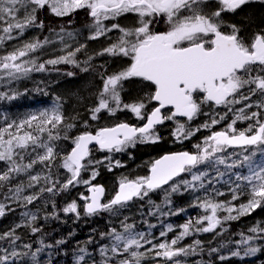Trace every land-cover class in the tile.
<instances>
[{"label": "snow or ice", "instance_id": "obj_1", "mask_svg": "<svg viewBox=\"0 0 264 264\" xmlns=\"http://www.w3.org/2000/svg\"><path fill=\"white\" fill-rule=\"evenodd\" d=\"M251 2L253 0H0V23L4 25L0 29L3 33L0 35V45L22 36L31 26L42 28L43 23H37V13L45 8L58 17L88 9L94 21V32L89 39H98L118 30L120 35L116 42L98 54L126 58L129 63L101 77L103 88L97 106L89 110L90 119L98 120L102 111L115 115L117 111L130 110L138 119L145 121L142 126L121 122L112 127L98 128L94 133L87 130L90 125L84 121L82 127L85 131L73 137L69 133L77 127L75 117L66 122L62 104L57 98L52 108L0 128V162L6 165L5 170L0 171V191L7 188L5 198L26 207L39 200L44 193L55 194L83 183L90 193L80 197L85 201L84 215L91 217L103 212L115 214L117 207H124L133 198L142 199L150 191L164 185H169L171 192L179 191L182 185L185 190H196L197 183L199 188H204L206 173H197L193 169L211 162L225 164L228 168L235 166L234 163L227 164L226 158L218 155L229 148H240L247 152L255 146L264 150V119L261 118L264 116V34H257L250 44L245 43L239 38L236 25H226L224 20L225 13H234ZM129 13L137 17L133 27L124 28L118 23L109 27L104 23ZM161 20L166 28L156 31L155 26ZM224 27L231 31H223ZM13 32L17 35L14 36ZM67 35L71 36L72 33ZM48 43L47 38L43 42H26L11 53L0 56V80L5 77L9 81L27 78L33 71H46V65L66 63L80 66L75 57L83 45L67 55L43 63L31 58V53ZM81 70L86 72L88 68ZM67 75L73 76L74 73L68 72ZM134 78L146 82V86H151V91L146 94V102L142 99L131 104L124 103L121 97L124 82ZM254 96L256 100L252 99ZM5 98L12 100L15 96L0 93V99ZM153 103L154 107L146 111L148 104ZM238 104L243 106L236 108ZM218 108L226 111H215ZM252 108L257 110L249 112L248 109ZM229 113H232L231 122L223 130L213 131ZM200 115L209 116V120L192 128L191 122ZM166 121L176 125L173 136L180 142L190 139L201 128L208 130L209 135L201 143L193 145L195 152H176L156 160L151 165L150 175L136 180L123 178L116 195L109 202H102L103 186L91 184L98 174L95 169L89 180H81L82 171L88 170L90 165L101 163L89 159L90 145L95 144L99 150L112 153L122 152L137 143H155L160 139L156 128ZM238 121L252 123L238 129ZM61 140H70L73 145L67 153L57 151V142ZM243 161L250 162V155H243ZM38 164L41 171H34ZM116 164L119 166V161ZM249 166L251 174L244 177L247 191H238L239 184L232 190V201L247 195L246 202L237 206L231 201L218 202L206 196L198 204L205 215L194 222L189 220L184 223L175 238L160 243H154L150 233L136 231L134 224L122 221L121 231L111 228L107 233H101L102 239L109 240V244L99 249L103 257L101 264H145L149 254L170 264H182L176 258L197 254L201 245L200 240H195L187 246H178L184 238L193 235V230L197 233L214 232L222 220H236L264 207V164L256 168L251 164ZM60 169L70 174L64 182L55 178ZM185 173L191 174V180L169 183ZM21 176L26 180H18L13 186L12 181ZM30 189L35 191L25 194ZM216 194L224 195L222 192ZM156 210H160L159 206ZM219 211L227 215L221 218ZM63 212L75 214L77 219L81 215L80 206L75 201L64 207ZM4 214L5 205L0 204V216ZM23 215L28 219L27 226L32 233L40 232V228L32 226L38 219L37 215L31 212ZM167 231H173L172 225L167 226ZM250 231L256 235L242 237L241 243L248 245L253 239L264 238V227H253ZM160 236H167V232H160ZM6 239L14 245L20 236L12 230L0 235V241ZM56 243L63 244L65 241ZM40 244L41 247L35 251H31L30 244L23 245L31 251L33 264H39L38 253L43 248L52 247L43 240ZM259 250L249 246L244 254L255 255ZM211 251L218 250L213 248ZM79 252L77 264H82L85 257L91 256L87 247L80 248ZM28 255V252L20 253L13 248L8 255L0 256V264H15V258ZM232 255L239 256L240 252L235 251ZM10 257L13 258L11 262ZM220 259L225 257L221 256Z\"/></svg>", "mask_w": 264, "mask_h": 264}, {"label": "trees", "instance_id": "obj_2", "mask_svg": "<svg viewBox=\"0 0 264 264\" xmlns=\"http://www.w3.org/2000/svg\"><path fill=\"white\" fill-rule=\"evenodd\" d=\"M230 19L232 24L238 26L240 34L245 39L262 34L264 32V2L246 5L239 9L235 15L230 16ZM40 22L43 23L42 28L31 26L25 30L22 36L0 45V56L11 53L26 42L36 40L43 42L47 38L49 43L31 53V58L36 59L37 63H43L49 59L67 55L68 52L83 45L84 47L76 53L75 57L80 66L76 67L66 63L55 66L46 65V71H33L27 78L11 81L8 78L0 80V93L15 96V99L12 100L0 99V128L6 127L10 123L17 124L32 114H38L52 108L57 98L62 104V112L66 117V122L75 117L74 122L77 127L69 133L73 137L85 131L82 127L84 121H88L90 127L87 130L93 133L98 128L112 127L121 122L140 125L143 120L138 119L130 110L117 111L115 115H109L106 111H102L98 120L90 119L89 110L97 106L99 93L103 88L101 77H106L126 67L129 63L126 58L114 57L107 53L98 54L116 42L120 35L119 31L113 30L98 39H89L94 32L90 27L94 21L90 18L88 9L76 10L63 17L55 16L47 8L41 9L37 13V23ZM136 22L137 17L129 15L122 17L117 23L121 27L130 28L136 25ZM107 23L109 22L107 21ZM3 26L0 23V29ZM62 29L63 31H61ZM156 31L163 30L157 29ZM62 33L64 36H61ZM67 33H72V35L68 36ZM0 35H3L2 31H0ZM13 35L16 36L17 33L13 32ZM63 39L64 41L69 39V43L64 45V51H61L63 46L57 41ZM90 57L91 59H89ZM85 67L88 68L86 72L81 70ZM68 72H72L74 75L68 76ZM149 91H151V86H146V82L139 79L125 81L124 91L121 93L122 101L131 104L143 99L146 102V94ZM153 107L154 103L148 104L146 111H150ZM215 111L223 113L226 109L221 108ZM248 111L256 110L252 108ZM261 118L264 119V116ZM207 119L209 116L200 115L191 122L190 126L196 128L206 122ZM226 119L228 121H221L212 130L224 129L231 122L232 113H229ZM249 123L252 122H240L237 128L244 129ZM173 124L172 121H168L159 129L160 141L155 143H137L122 152L93 151L89 159L101 161V163L90 165L88 170H84L81 174V180H87L92 175V170L95 169L98 174L91 181V184L104 185L109 192V202L123 178L136 180L148 176L149 168L154 160L166 152L177 150L173 147L176 146V143L173 144L175 139L173 127L175 128L176 125ZM208 135L209 131L201 128L191 137V141L182 148L185 147L186 150L195 152L196 149L193 145L201 143L203 138ZM57 143L59 145L57 151L63 153L70 151L73 146L70 140H61ZM233 153L236 154L233 155ZM241 153L250 155V162H244ZM218 155L225 157L227 164L234 163L235 166L230 170L225 164L211 162L201 164L193 169L197 173H206L203 179L204 188H199L197 183L196 190H185L182 185L177 192H171L169 186L162 190L150 191L149 195L142 199L136 198L124 207H117L115 214L103 212L91 217L84 215L83 205L85 201L80 197L82 194L87 195L88 186L76 187L75 184L67 190L55 194L44 193L40 200L35 201L36 205L33 203L26 207L11 199H6L4 193L7 192V188H5V190L0 191V204H4L6 207L5 214L0 216V235L15 230V235L20 236V240L16 241L14 245L7 239L0 241V256L8 255L15 248L17 252L29 253L28 256L15 258V264H33L31 251L41 247L40 241L43 240L46 245H52V247H45L38 253L39 264H77V257L80 255L79 249L82 247H87L91 253L90 257H85L82 264H93V262L101 264L103 257L99 249L109 244L107 238H101V233H107L111 228L121 231L122 221L134 224L136 231L150 233L151 237L154 238V243L170 241L182 230L181 226L184 223L189 220L194 222L198 217L205 215L204 209L198 204L206 196L218 202L231 201L237 206L247 201V195H241L239 199L232 201V190L236 189L239 184L240 189H237L238 191H247V181L244 177L250 175L248 173V170L251 171L249 164L253 168L261 165L264 162V150L252 147L245 152L243 149L229 148L227 153ZM117 161H119V166L116 164ZM5 168L6 165L0 162V171L5 170ZM110 168L111 170H109ZM34 171H41V166L36 165ZM63 172L67 176L64 175L63 177ZM68 176L69 174L65 170L60 169L58 177L55 178L64 182ZM21 179L26 180V177H18L17 180L12 181V185L14 186ZM182 180H191V174L187 173L177 181ZM226 180H233V185L227 186L224 183ZM32 191L35 189H30L25 194ZM217 192H222L224 195H217ZM72 201L80 203V218L77 219L75 214L64 213V220H62L63 212L60 213V211H63V208ZM157 206H159V211L156 210ZM25 212L37 215L38 219L33 222L32 226L40 228V232L32 233L31 228L27 226L28 219L23 215ZM225 215L227 213L223 211L218 212V216L221 218ZM168 225H172L173 231H167ZM221 226L222 228L210 233H197L193 230V235L184 238L178 246H187L195 240H200L201 245L197 249V254L187 257L180 256L176 259H179L182 264H264V238L253 239L248 245L241 243L242 237L256 235L250 231L251 228L264 227V207L236 220H222ZM162 231L167 232V236L161 237L160 232ZM60 240L65 241V243L57 244L56 242ZM24 244H30L32 246L31 251L24 248ZM249 246L257 247L260 250L255 255H245V250ZM213 248L218 251L212 252L211 249ZM3 249L7 251H3ZM235 251H239L240 255L233 256L232 253ZM221 256L225 259L221 260ZM12 259L10 257V262ZM145 264H170V262L163 259L157 260L149 254Z\"/></svg>", "mask_w": 264, "mask_h": 264}, {"label": "rangeland", "instance_id": "obj_3", "mask_svg": "<svg viewBox=\"0 0 264 264\" xmlns=\"http://www.w3.org/2000/svg\"><path fill=\"white\" fill-rule=\"evenodd\" d=\"M254 2H259V1H261V0H253ZM80 10V9H79ZM130 14V13H129ZM129 14H125V15H122V16H120L119 18H117L116 20H107L109 23H106L107 21H104V23L106 24V25H108L109 27L112 25V24H115V23H117L118 22V20H120L122 17H128L129 16ZM94 23V22H93ZM93 23L91 24V29L94 31V28L92 27V25H93ZM157 28V25L155 26V29ZM158 29V28H157ZM156 29V30H157ZM110 33V32H109ZM63 35H61V36H64V33H62ZM262 34H264V32H262ZM58 43H60L62 46H63V48H62V50L61 51H64V45L66 46V45H68V43H69V39L68 40H65L64 41V39L63 40H59V41H57ZM251 42H252V40H251ZM245 43H248V42H245ZM26 59V58H25ZM7 77H5V79H6ZM64 175L65 176H67V174H65L64 172L62 173V176L64 177ZM70 175V174H69ZM91 178V175L89 176V178L87 179V180H89ZM92 181V180H91ZM77 186L76 187H86L87 185H85V184H83V183H78V184H76ZM87 196V195H86ZM77 204L78 205H80V203L79 202H77ZM6 208V207H5ZM63 211H60V213H62ZM64 216V212L62 213V215H61V218ZM62 220H64V217L62 218ZM219 228H222V226L220 225V226H218L217 227V229H219Z\"/></svg>", "mask_w": 264, "mask_h": 264}, {"label": "water", "instance_id": "obj_4", "mask_svg": "<svg viewBox=\"0 0 264 264\" xmlns=\"http://www.w3.org/2000/svg\"><path fill=\"white\" fill-rule=\"evenodd\" d=\"M159 126H161V125H158L157 127H159ZM94 147H97L98 148V146L97 145H95V144H93V145H90V149H92V148H94ZM161 159V158H160ZM179 177V176H178ZM177 178V177H176ZM171 182V181H170ZM169 182V183H170ZM100 186H102V185H100ZM166 185H164L163 187H165ZM162 187V188H163ZM104 188V194H103V197H102V202H105V199H106V195H107V190H106V188L105 187H103ZM119 189V188H118ZM89 195H90V193H89ZM134 199V198H133ZM132 201V200H131ZM130 202V201H129Z\"/></svg>", "mask_w": 264, "mask_h": 264}, {"label": "bare ground", "instance_id": "obj_5", "mask_svg": "<svg viewBox=\"0 0 264 264\" xmlns=\"http://www.w3.org/2000/svg\"><path fill=\"white\" fill-rule=\"evenodd\" d=\"M233 21V20H232ZM240 26V25H239ZM169 133V132H168ZM168 144V143H167ZM166 144V145H167ZM171 145V144H170ZM168 146V145H167ZM142 156V155H141ZM141 160V159H140ZM135 166V165H134ZM130 168H132V167H130ZM134 168V167H133ZM109 180V179H108ZM115 180V179H114ZM5 190V189H4ZM70 198V197H69ZM40 200V199H39ZM38 201V200H37ZM40 202V201H39ZM35 203V202H34ZM21 204V203H20ZM35 205H36V203H35ZM22 206H23V204H22ZM50 206V205H49ZM21 207V206H20ZM23 209V208H22ZM18 213V212H17ZM19 214V213H18ZM19 219V218H18ZM64 224V223H63ZM24 228V227H23ZM12 230V229H11ZM20 232V231H19Z\"/></svg>", "mask_w": 264, "mask_h": 264}, {"label": "flooded vegetation", "instance_id": "obj_6", "mask_svg": "<svg viewBox=\"0 0 264 264\" xmlns=\"http://www.w3.org/2000/svg\"><path fill=\"white\" fill-rule=\"evenodd\" d=\"M225 15L227 16V13H225ZM159 24L163 25L164 24L163 20H161V22Z\"/></svg>", "mask_w": 264, "mask_h": 264}]
</instances>
